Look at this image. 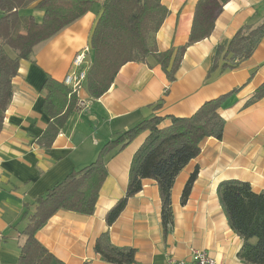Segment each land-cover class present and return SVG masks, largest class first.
<instances>
[{"label": "crops", "instance_id": "1", "mask_svg": "<svg viewBox=\"0 0 264 264\" xmlns=\"http://www.w3.org/2000/svg\"><path fill=\"white\" fill-rule=\"evenodd\" d=\"M103 1L98 0L85 16L38 45L31 60L20 61L13 79L14 96L0 132V264H18L26 240L22 233L36 211V199L72 172L93 164L106 143L153 117L164 119L160 128L168 127V118L191 117L205 102L235 89L238 93L220 109L225 121L222 140L205 139L200 156L176 178L174 227L167 237L155 180L144 181L142 191L128 201L112 226L106 222L108 212L126 195L132 159L149 131L106 157L108 177L93 215L60 210L36 237L65 264H112L95 251L97 241L106 234L112 246L136 250L135 264L189 259L192 248L208 251L219 264H245L238 258L243 240L229 225L218 187L238 180L249 183L256 193L264 192V98L245 107L264 83V38L238 69L211 76L209 71L219 44L231 40L243 26L264 20V0L228 2L212 35L188 48L174 82L161 66L136 62L121 69L100 99L88 95L84 82L77 93L76 112L47 150L38 143L51 121L43 111V85L48 77L64 82L76 69L73 63L78 54L85 51L90 59L91 37ZM198 1L163 0L169 15L156 35L161 52L188 42ZM25 11L42 22L44 12L36 4ZM196 170L188 202L182 204L184 188Z\"/></svg>", "mask_w": 264, "mask_h": 264}, {"label": "trees", "instance_id": "2", "mask_svg": "<svg viewBox=\"0 0 264 264\" xmlns=\"http://www.w3.org/2000/svg\"><path fill=\"white\" fill-rule=\"evenodd\" d=\"M230 1L199 0L188 42L161 52L156 35L169 15L163 0H104L90 42L93 54L85 81L88 95L100 99L111 89L121 69L132 62L161 66L168 80L174 82L188 48L212 35L218 16ZM97 3L98 0H0V132L14 96L13 79L19 73L20 61L31 60L38 45L85 16ZM34 4L44 12L42 22L32 15L20 14ZM263 38L264 20L240 28L231 40L215 48L209 76L217 71L222 74L238 69L252 57ZM6 47L17 53L15 58L5 53ZM42 91L43 111L51 121L38 143L49 150L76 112L79 98L72 87L51 77ZM238 91L205 102L191 117L168 118L171 120L168 127L160 128L164 119L153 117L106 143L93 164L72 172L36 199V211L22 233L26 240L20 248L18 264H65L38 241V231L60 210L93 215L108 177L106 157L115 150H123L146 131L150 134L131 162L126 195L108 212L106 222L112 226L128 201L142 191L144 181L155 180L162 201L163 234L167 237L174 227L172 190L176 178L200 156L205 139L222 140L225 121L220 109ZM263 98L264 83L245 107ZM197 175L196 170L186 184L182 204L188 202ZM218 195L231 229L243 240L238 258L245 264H264V192L256 193L249 183L230 180L219 185ZM95 251L108 263H136V250L112 246L108 234L97 241Z\"/></svg>", "mask_w": 264, "mask_h": 264}, {"label": "built area", "instance_id": "3", "mask_svg": "<svg viewBox=\"0 0 264 264\" xmlns=\"http://www.w3.org/2000/svg\"><path fill=\"white\" fill-rule=\"evenodd\" d=\"M88 53L85 51L78 54L74 59L75 71L70 73L64 83L73 88L75 93L82 89V84L87 79V71L90 62L88 60ZM169 264H219L211 254L206 250L191 249V257L189 259L170 258Z\"/></svg>", "mask_w": 264, "mask_h": 264}, {"label": "rangeland", "instance_id": "4", "mask_svg": "<svg viewBox=\"0 0 264 264\" xmlns=\"http://www.w3.org/2000/svg\"><path fill=\"white\" fill-rule=\"evenodd\" d=\"M22 16H25V17H29V16H31L32 15V13L31 12H29V11H25V10H23L22 11ZM4 51H5V53L6 54H8L9 56H11L12 58H15V56L17 55V53L15 52V51H13V50H11L10 48H8V47H6L5 49H4ZM90 54V56H91V53H89ZM91 58H92V56L90 57V61H91ZM75 71V70H74Z\"/></svg>", "mask_w": 264, "mask_h": 264}]
</instances>
